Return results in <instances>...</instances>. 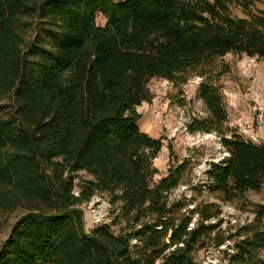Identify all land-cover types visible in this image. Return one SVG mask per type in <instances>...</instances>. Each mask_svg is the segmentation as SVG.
<instances>
[{"label":"trees","instance_id":"obj_1","mask_svg":"<svg viewBox=\"0 0 264 264\" xmlns=\"http://www.w3.org/2000/svg\"><path fill=\"white\" fill-rule=\"evenodd\" d=\"M257 3L264 0H0V217L22 212L0 264L194 263L214 215L200 212L190 228L170 214L167 194L186 164L154 181L162 143L139 130L136 108L151 100L154 78H201L208 116L186 128L218 134L228 154L210 165V188L226 201L258 190L264 145L225 136L215 85L226 55L264 60ZM32 30L45 31L52 47L29 41ZM78 172L92 179L75 193ZM95 193L120 204L118 234L106 225L85 231L80 206ZM256 209L257 222L264 208ZM246 229L226 264H264V231Z\"/></svg>","mask_w":264,"mask_h":264},{"label":"rangeland","instance_id":"obj_2","mask_svg":"<svg viewBox=\"0 0 264 264\" xmlns=\"http://www.w3.org/2000/svg\"><path fill=\"white\" fill-rule=\"evenodd\" d=\"M254 9L264 11V4L257 3ZM234 14L243 17L239 10ZM95 23L103 27L105 18L98 13ZM28 40L48 48L54 43L45 31L36 34L32 30ZM217 64L228 67V71L215 84L226 113L222 132L226 137L236 135L254 144L264 145V60L228 54ZM200 82L201 78L193 75L184 85L161 78L150 80L147 87L151 100L136 108L140 115L136 125L141 132L161 140L162 147L153 160L155 182L164 178L169 168L182 162L186 164V171L178 185L167 194V204L174 219H190L191 228L200 212L214 215L205 223L213 225L214 229L194 253L193 264H226L232 254L233 242L246 228L264 231V216L260 221H255L256 207L264 208V181L258 190L247 191L243 198L237 197L231 201L224 200L219 192L210 188L207 175L210 165L219 163L228 154L218 134L190 133L186 128L191 120H203L208 116L198 98ZM74 176L75 193L84 181L92 179L86 172H78ZM80 209L86 232L106 225L114 234H118L124 227L120 204H112L111 197L106 194L95 193ZM21 216L22 212L18 211L0 217V246ZM219 241H223V245L216 247ZM260 255L264 258V250L260 251Z\"/></svg>","mask_w":264,"mask_h":264}]
</instances>
